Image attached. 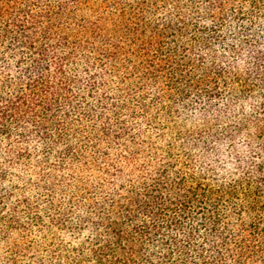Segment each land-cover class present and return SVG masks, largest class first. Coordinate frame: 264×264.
<instances>
[{"label":"trees","instance_id":"1","mask_svg":"<svg viewBox=\"0 0 264 264\" xmlns=\"http://www.w3.org/2000/svg\"><path fill=\"white\" fill-rule=\"evenodd\" d=\"M264 264V0H0V264Z\"/></svg>","mask_w":264,"mask_h":264},{"label":"rangeland","instance_id":"2","mask_svg":"<svg viewBox=\"0 0 264 264\" xmlns=\"http://www.w3.org/2000/svg\"><path fill=\"white\" fill-rule=\"evenodd\" d=\"M9 264H22L21 259L16 255L15 259L8 261Z\"/></svg>","mask_w":264,"mask_h":264}]
</instances>
